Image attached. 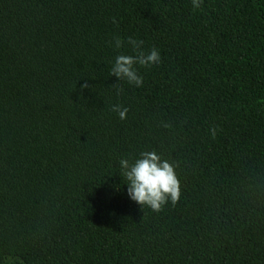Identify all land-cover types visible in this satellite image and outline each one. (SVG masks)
<instances>
[{
	"label": "trees",
	"instance_id": "obj_1",
	"mask_svg": "<svg viewBox=\"0 0 264 264\" xmlns=\"http://www.w3.org/2000/svg\"><path fill=\"white\" fill-rule=\"evenodd\" d=\"M153 150L159 212L119 163ZM0 264H264V0H0Z\"/></svg>",
	"mask_w": 264,
	"mask_h": 264
},
{
	"label": "clouds",
	"instance_id": "obj_2",
	"mask_svg": "<svg viewBox=\"0 0 264 264\" xmlns=\"http://www.w3.org/2000/svg\"><path fill=\"white\" fill-rule=\"evenodd\" d=\"M192 8L195 11L199 9L203 0H191ZM115 48L120 49L130 46L133 54H120L115 58L110 69V75L118 80H124L129 85L136 88L143 87L144 78L139 73L137 66L150 68L161 62L160 52L152 48L149 51L143 49V41L128 37L123 40L120 37H114ZM87 83L81 85V89H87ZM122 88H118L122 92ZM112 111L124 120L127 118L128 108L115 104ZM167 126V125H166ZM210 137L215 139L218 132V126H210L208 129ZM122 174L127 180L129 197L141 206H148L153 211L159 212L170 201L172 205L178 203L181 196V187L179 179L175 173L173 164L164 160L156 151H145L140 154V158L134 163L128 159L120 160Z\"/></svg>",
	"mask_w": 264,
	"mask_h": 264
}]
</instances>
